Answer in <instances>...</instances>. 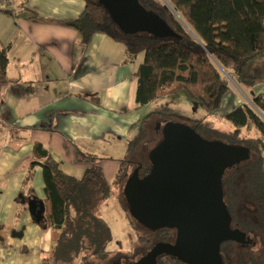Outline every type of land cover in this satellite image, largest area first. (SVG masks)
<instances>
[{
    "label": "crops",
    "instance_id": "obj_1",
    "mask_svg": "<svg viewBox=\"0 0 264 264\" xmlns=\"http://www.w3.org/2000/svg\"><path fill=\"white\" fill-rule=\"evenodd\" d=\"M85 7V0H19L12 15L0 12L11 79L0 101V264H54L52 229L36 222L27 204L30 188L39 200L45 198L41 166L25 184L36 142L68 175L81 178L89 166L99 165L113 187L131 142L149 123L153 103H137L135 71L144 56L129 58L125 46L103 32L84 45L69 22ZM243 71V78L232 75L220 109L208 117L213 128L229 130L221 116L241 105L257 110L254 99L264 94V52ZM204 116L202 110L195 121ZM78 149L97 160L80 156Z\"/></svg>",
    "mask_w": 264,
    "mask_h": 264
},
{
    "label": "trees",
    "instance_id": "obj_2",
    "mask_svg": "<svg viewBox=\"0 0 264 264\" xmlns=\"http://www.w3.org/2000/svg\"><path fill=\"white\" fill-rule=\"evenodd\" d=\"M85 1L81 16L69 22L81 33L84 45L95 32H103L121 42L129 58L144 56L135 71L139 107L183 91L205 112L193 125L197 132L207 138L213 135L210 139L249 147L250 159L224 173V198L233 218L232 226L248 232L263 245L256 251L257 245L243 246L229 241L222 244L221 253L225 264H264V120L258 113V110L264 113V94L254 99L257 110L246 104L221 116L230 123L229 130L215 129L208 120L220 109L230 90L224 70L243 78L245 64L264 52V0H171L173 9L161 0H139L147 9L159 13L173 29L175 36L166 38L124 32L113 22L101 0ZM0 12L12 15L14 11L0 8ZM9 50L10 45L0 41V101L4 87L11 82ZM143 131L140 138L147 133ZM146 147L148 154L151 148ZM78 153L91 162L97 160V156L80 149ZM127 162L130 163L121 160L111 187L99 165L89 166L83 177L76 178L61 169L46 146L34 144L25 184L33 178L35 168L41 166L45 198L40 200L45 212L38 223L52 229L49 260L54 264H86L95 258H108L111 230L99 211L116 189L130 225L134 228L135 224L141 225L131 215L123 192L129 175L125 169ZM132 162L138 166L140 160ZM141 163V176H144L151 163L149 159ZM27 197L38 199L31 188ZM139 240L150 242L149 236H139ZM129 252L124 255L117 252L115 256L132 261ZM158 260V264H185L171 255H163Z\"/></svg>",
    "mask_w": 264,
    "mask_h": 264
},
{
    "label": "water",
    "instance_id": "obj_3",
    "mask_svg": "<svg viewBox=\"0 0 264 264\" xmlns=\"http://www.w3.org/2000/svg\"><path fill=\"white\" fill-rule=\"evenodd\" d=\"M101 1L124 32H144L158 38L175 36L165 19L139 0ZM158 129L162 138L148 152L149 172L141 176L142 166L133 169L123 192L139 224L153 232L174 229L176 240L157 243L129 264H158L163 255L185 264H225L221 253L224 242L245 245L252 239L232 226L223 177L227 169L249 160L251 151L245 145L204 137L184 122L167 121ZM20 197L26 201L23 194ZM27 204L35 221L40 222L45 212L43 201L29 197Z\"/></svg>",
    "mask_w": 264,
    "mask_h": 264
},
{
    "label": "rangeland",
    "instance_id": "obj_4",
    "mask_svg": "<svg viewBox=\"0 0 264 264\" xmlns=\"http://www.w3.org/2000/svg\"><path fill=\"white\" fill-rule=\"evenodd\" d=\"M161 1L173 9V5L169 0ZM224 74L228 81H231V71L226 72L224 70ZM201 112L202 109L198 106V104L189 99V97L183 91L156 100L153 102L151 115L148 120L151 126L155 125V128L151 133H146L144 138H140L141 136H139V138L136 139L137 142L134 143L132 147L133 149L129 153H126L129 155L127 160L130 161L132 159L139 158L141 154L144 155L145 158L148 157L144 146L147 144L150 146L149 149L153 148L162 138V131H156L158 125H163L167 121H179L192 125L200 120L198 119L195 121L196 117L200 116ZM258 113L264 120V114L259 110ZM207 136H210V138L214 137L213 135ZM136 167V165H132L127 162L125 169L128 174H130ZM113 197H115V199L104 204L99 211L100 216L107 222L111 230V238L107 245V251H109V254H111L107 259L95 258L91 261L92 263L86 264L121 263L125 257H119L120 255L115 256V253L121 252L124 255L127 251H130V255L135 258V260H137L142 254L145 255L144 253L149 247L148 242L142 243V241L139 240V236H149L150 238H153V231L147 229L146 227L135 224L134 228L132 225H130V220H128L126 214L123 212L121 203L119 202L115 193H113ZM126 220L128 221L129 226ZM129 228L130 230H128ZM127 231L129 232L127 233ZM251 239L254 245H257L254 250L258 251V248L262 247L263 243L260 244V241L258 242L256 237L251 236ZM138 251L139 253H137ZM109 257L115 258L112 260Z\"/></svg>",
    "mask_w": 264,
    "mask_h": 264
},
{
    "label": "flooded vegetation",
    "instance_id": "obj_5",
    "mask_svg": "<svg viewBox=\"0 0 264 264\" xmlns=\"http://www.w3.org/2000/svg\"><path fill=\"white\" fill-rule=\"evenodd\" d=\"M155 128V125H153V126H151L149 123H148V125H146V127H145V129L144 130H147V133H151L152 132V130ZM158 130H160V129H158V127L156 128V131H158ZM142 133H144V131H142ZM141 133V134H142ZM146 146H148L147 144L144 146V149H145V151H146V153H147V147ZM139 157V156H138ZM147 159H148V157L147 158H145L144 157V155H142L141 154V156L139 157V158H135V159H132V160H130V163H133L132 161H138V160H140V162L138 163L140 166H142V168H141V170H140V174H141V172H142V169H143V164L141 163V162H146L147 161ZM138 165V166H139ZM137 166V165H136ZM247 233V236H249V237H251V235L248 233V232H246ZM153 234V238H150V242H148V244H149V247H148V249H146V251H145V253L144 254H146L147 252H149L157 243H159V242H165V243H174L175 242V240H176V230H174V229H170V231H162V232H160L159 230L158 231H156V232H153L152 233ZM229 242V241H228ZM240 244V243H239ZM248 245H254V243L253 242H250L249 244H245V245H243V246H248ZM137 253H139V251L137 252ZM143 255V254H142ZM141 255V256H142ZM140 256V257H141ZM139 259V258H138ZM137 259V260H138ZM159 259V258H158ZM136 260H135V258H133V260L132 261H130V260H124L123 259V261L121 262V263H133V262H135ZM158 263H159V260H158Z\"/></svg>",
    "mask_w": 264,
    "mask_h": 264
},
{
    "label": "built area",
    "instance_id": "obj_6",
    "mask_svg": "<svg viewBox=\"0 0 264 264\" xmlns=\"http://www.w3.org/2000/svg\"><path fill=\"white\" fill-rule=\"evenodd\" d=\"M19 0H0V8L14 11L18 6Z\"/></svg>",
    "mask_w": 264,
    "mask_h": 264
}]
</instances>
